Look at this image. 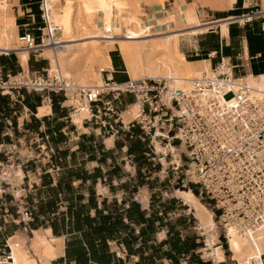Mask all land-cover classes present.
Instances as JSON below:
<instances>
[{
  "label": "crops",
  "instance_id": "1",
  "mask_svg": "<svg viewBox=\"0 0 264 264\" xmlns=\"http://www.w3.org/2000/svg\"><path fill=\"white\" fill-rule=\"evenodd\" d=\"M193 1L184 0L183 25L164 30L177 35L171 44L185 61L198 63L197 72L206 62L212 72L227 67L244 79L264 76V0H222L214 8ZM9 2L18 34L39 38L40 0ZM34 47H26L25 63L19 49L1 51L0 75H45L50 59L44 48ZM114 47L105 75L117 82L133 79L120 46ZM115 50L120 55L112 57ZM194 56L206 58L189 60ZM0 95L8 101L0 102V264L13 261L6 258L10 242L36 264H238L218 245V236L224 258L209 255L195 211L177 193L197 197L196 188H182L180 164L176 171L164 167L174 164L169 148L178 144L160 128L147 133L131 123L137 117L132 94L123 93L109 107L99 103L104 115L85 117L81 125L63 92ZM24 208L32 212L27 223L19 221ZM36 235L51 245L38 250Z\"/></svg>",
  "mask_w": 264,
  "mask_h": 264
},
{
  "label": "built area",
  "instance_id": "2",
  "mask_svg": "<svg viewBox=\"0 0 264 264\" xmlns=\"http://www.w3.org/2000/svg\"><path fill=\"white\" fill-rule=\"evenodd\" d=\"M45 3L46 0H40L44 22L40 42L31 34L23 35V39L30 36L33 39L26 47L41 45L45 40L55 41L52 30L45 32L48 27ZM102 72L105 90L69 85L48 75L31 76L30 81L0 75V93L11 94L22 89L63 92L66 99L74 98L76 104L70 105L72 110L89 107L90 119L104 115L99 103L109 107L123 93L132 94L134 103L139 104L140 115L131 123L140 124L147 133L156 134L160 128L167 132V136H162L168 142L178 140L184 144L188 164L184 185L194 186L200 196L213 202L215 216L223 226L234 223L239 228L255 229L264 222V102L249 97V87L242 82L244 78L230 77L225 71L214 79L194 78V87L188 93L180 87H171L166 77L117 82L105 75L110 70ZM219 81L226 86L219 85ZM215 83L219 85L217 93L208 96L206 103L199 101L200 93L206 88L213 89ZM232 100L238 103L232 105ZM101 122L108 125L105 120ZM5 181L11 185L8 179ZM19 216L20 222L32 220L28 208L22 209ZM7 248L6 258L13 260L9 243Z\"/></svg>",
  "mask_w": 264,
  "mask_h": 264
},
{
  "label": "bare ground",
  "instance_id": "3",
  "mask_svg": "<svg viewBox=\"0 0 264 264\" xmlns=\"http://www.w3.org/2000/svg\"><path fill=\"white\" fill-rule=\"evenodd\" d=\"M218 1L214 0L210 4L212 7L221 6ZM144 2L145 0H46L44 7L48 10V27L45 32L52 30L56 35L55 41L45 40L41 45H32L37 49L45 46V55L50 59V67L47 71L49 78L69 85L84 88L101 87L105 90L106 84L102 71L109 70L106 69L111 65L109 51L117 44L120 46L133 80L166 77L171 87H180L191 93L194 78L214 79L223 71L232 76L231 70L227 67L221 68L218 72H212L206 62L200 63L201 69L197 72L198 70L193 67L198 63H187L184 54L179 52L176 45L171 44L173 39H177V35L169 37L163 31L183 25L181 6L175 4L166 9L162 7L164 3L162 1L158 3L160 5H158V13L153 15ZM146 2L149 3V0ZM115 6L121 7V13L118 11L120 15L114 14ZM96 17L99 19L98 22H95ZM115 33L120 37L114 35ZM28 41L33 43L32 36L23 39L17 32L15 17L10 13L9 0H0V52L12 47L17 48L20 50L22 62L25 63L29 47L23 48V46L27 45ZM153 55L157 58L151 59ZM12 77L26 81L32 79L28 70L26 73ZM242 82L248 85L249 97L253 101L264 102V76L257 80L242 79ZM220 84L223 87L226 86L222 81H219ZM219 85L215 83L213 89L206 88L200 93L199 101L206 103L208 96L217 93ZM220 100L222 101L221 97ZM69 103L76 104L72 97L68 99ZM237 103V100L230 102L232 105ZM134 105L133 109L137 111V117H139V104ZM74 111V122L80 125L85 117L91 115L90 108L87 106ZM131 111L129 110L127 114ZM169 150L174 154L175 163L180 164L178 150L174 146H170ZM7 173L4 172L5 175ZM177 193L195 211L207 236L209 255L216 261L223 259L222 248L216 246L217 223L212 212L198 201L194 193L183 191H177ZM225 228L229 250L238 264H264V222L255 229L239 228L234 223H227ZM35 240L38 250H41L43 246L51 245V241L43 236H37ZM10 243L13 248V261L10 264L37 263L34 259H29L21 245Z\"/></svg>",
  "mask_w": 264,
  "mask_h": 264
},
{
  "label": "rangeland",
  "instance_id": "4",
  "mask_svg": "<svg viewBox=\"0 0 264 264\" xmlns=\"http://www.w3.org/2000/svg\"><path fill=\"white\" fill-rule=\"evenodd\" d=\"M83 1V0H82ZM164 2L163 4H162V7L163 8H166V9H168V8H170L171 6H173V4L172 3H170V2H168V0H149V3L148 2H146V0H145V2L144 3H146V5L148 6V8H149V12L151 13V14H153V15H156L157 13H158V10H159V2ZM194 1H196L197 3H199V5H202V6H206V5H209L210 7H212V5L210 4V3H212L214 0H194ZM194 1H193V3H194ZM220 1V0H219ZM185 2H184V0H177L175 3H174V5L176 4V5H178V6H181L182 7V9L184 8V7H186L185 6V4H184ZM197 3L196 4H194L193 6L195 7V6H197ZM150 5V6H149ZM159 5V6H158ZM156 7V8H155ZM115 8V11H114V14L117 16V15H120L119 13H118V11L120 12L121 11V7L120 6H115L114 7ZM212 8H214V7H212ZM152 9H153V11H152ZM155 9V10H154ZM106 14L108 13V12H105ZM121 13V12H120ZM98 17H96L95 18V22H98ZM163 32H165V31H163ZM114 35H116V36H118V37H120V35L119 34H114ZM88 40V39H87ZM135 43V42H134ZM115 47H112L111 49H110V51L112 50V49H114ZM44 49H45V46H44ZM152 55V54H151ZM156 55H153V57L151 56L150 58L152 59V58H157V57H155ZM45 75H47V72H46V74ZM173 144L175 145V144H178L177 145V147L176 148H178V153L180 154V167H178V164H176L175 163V158H174V154H172V159H174V160H172V161H174V162H172V163H174V164H170V162L168 163V164H166V162H164L165 160L163 159L162 161L164 162V167L165 166H168V165H171V169L172 170H174L175 168H173L174 166H176V167H178L179 168V170H177L178 172H179V174H180V176L181 177H183L184 179L186 178V173H187V169H188V164H187V157L185 156V153H183V151H185V146H184V144H181L178 140H175L174 142H173ZM170 159H171V157L168 159V161H170ZM156 161V160H155ZM174 171H176V170H174ZM176 175H177V173H175ZM185 181V180H184ZM183 185H184V182H183ZM174 186L176 187V188H178L179 187V184H177L176 182H174ZM189 186V187H188ZM190 186H192V185H185L184 187L182 186V188H191ZM172 190H174V189H172ZM196 191H197V189H196ZM197 197H198V199H199V201L202 203V205H204L210 212H212V214H213V216H214V219H215V221H216V223H217V236H218V240H219V243L218 244H223V246H224V248L228 251L227 252V256H230V251H229V247H228V244H227V241H226V228H225V226H223L222 225V223H221V221H220V219H219V217H216L215 216V213H217L216 211H215V208H214V204H213V202L210 200V199H208L207 197H205V196H200V194L198 193V195H197ZM198 221V220H197ZM194 224V226L196 227V223H193ZM196 233H200L199 231H200V229L198 228V229H194V228H192ZM202 231H204V230H202ZM201 234V233H200ZM202 235V234H201ZM204 236V235H203ZM205 237V236H204Z\"/></svg>",
  "mask_w": 264,
  "mask_h": 264
},
{
  "label": "trees",
  "instance_id": "5",
  "mask_svg": "<svg viewBox=\"0 0 264 264\" xmlns=\"http://www.w3.org/2000/svg\"><path fill=\"white\" fill-rule=\"evenodd\" d=\"M40 17H41V15H40ZM41 20H42V22H41V24H40V27L42 28V27H44V22H43L42 17H41ZM41 28L39 29L40 34H41ZM26 34H30V33H26L25 31H22V36H23V35H26ZM35 39H36V41H37L38 43L40 42V37H39V38H35ZM113 54H119V55H120V52H119V50H115V51H112V52H111L112 57H113ZM201 58H206V57L194 56V57H192V58H189V60L201 59ZM0 102H8V101H7V96L0 95ZM194 192L198 195V191H194ZM130 208H131V207H130ZM129 212H130V209H128V213H129ZM201 246H203V245H201Z\"/></svg>",
  "mask_w": 264,
  "mask_h": 264
}]
</instances>
